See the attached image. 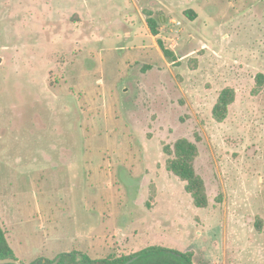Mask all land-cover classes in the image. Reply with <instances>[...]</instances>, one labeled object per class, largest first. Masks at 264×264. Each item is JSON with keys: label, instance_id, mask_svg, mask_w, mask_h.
Segmentation results:
<instances>
[{"label": "rangeland", "instance_id": "374dc122", "mask_svg": "<svg viewBox=\"0 0 264 264\" xmlns=\"http://www.w3.org/2000/svg\"><path fill=\"white\" fill-rule=\"evenodd\" d=\"M171 3L0 0V227L23 263L128 252L120 240L133 215L163 217L178 238L174 217L188 213L197 230L218 227L214 259L190 230L183 250L196 251L195 264H264V0H213L216 11L195 24ZM149 12L156 40L143 23ZM159 39L176 43L175 60ZM132 73L145 89L135 109L122 90ZM226 91L234 102L219 122ZM183 138L197 143L209 207L181 208L176 181L172 205L132 204L142 176L168 189L163 145Z\"/></svg>", "mask_w": 264, "mask_h": 264}, {"label": "crops", "instance_id": "0c3cea01", "mask_svg": "<svg viewBox=\"0 0 264 264\" xmlns=\"http://www.w3.org/2000/svg\"><path fill=\"white\" fill-rule=\"evenodd\" d=\"M171 7H172V11L174 10L175 12L181 10L182 13L184 11H188L191 10L193 11L196 15L197 18L194 21H191L193 24H195L199 19H201V15L204 13L205 8H209V14L210 13H214V11H216L215 6L213 5V0H171ZM162 3V2H161ZM161 7H165L163 4L160 5ZM166 8V7H165ZM167 9V8H166ZM169 12V11H168ZM170 13V12H169ZM168 13V14H169ZM139 16V15H138ZM189 18V17H188ZM140 20V17H139ZM144 25L146 26V28L148 29V25L143 21ZM128 28L129 32H126L125 30ZM123 29L125 31V33L127 34V36L131 37L133 34V30L131 28V26H128L127 24H123ZM149 30V29H148ZM153 40L159 36H153L151 35ZM157 43V41H156ZM154 43L153 46L155 48V46H157V44ZM70 156V155H69ZM69 159H71V157H69ZM164 169L165 172L167 173V177L170 179L169 181V187L167 189L168 183H164L162 181H159V179H152L147 180L145 179V177H141V181H134V184H132V186L134 187V189H137V192L140 194V196L136 199V200H132L130 199V202L134 205H140L142 207H146L148 210L151 211H155L156 208L160 205L161 207H165L166 205H168L170 203V205H172L176 200H174V197H177L178 195V190H174V188H172L171 185H173L172 183L179 182L184 190L183 194H180V202L178 203L180 205L181 208H185V206H187L186 210L190 209V206L186 205L187 202H190L193 205V201L190 197L189 194L186 193L185 191V184L182 183L181 181H179L174 175H172L171 173H169L166 168H165V162H164ZM147 181V182H146ZM163 184V185H162ZM176 185V184H174ZM180 186V187H181ZM154 187L155 189V199L154 201H150V195L152 192V188ZM165 187V189H164ZM175 187V186H173ZM177 187V186H176ZM143 188H147V194H143ZM90 195V194H89ZM91 196V195H90ZM88 196V197H90ZM146 196V197H145ZM167 196H169L170 198H167ZM98 203V202H97ZM124 203L121 204V211L124 209ZM115 206V205H114ZM174 206H177V202ZM104 208V206H102ZM110 208H112V206H110ZM195 208V206H194ZM196 210L199 211H204L205 209H197ZM87 211L89 213L88 216L93 217V214H91V212L93 211L92 209L88 208L87 206ZM130 214V213H129ZM138 214V212L136 213ZM133 215V214H131ZM151 220H147L142 218V217H138V219L135 218V216L133 215L132 218V224L134 225V231L132 233H129L127 236H133L135 239H137L139 241L138 246L140 248H150V247H162V248H166V249H172L175 251H179L181 253H193L194 257H195V253L196 251H192L189 249V245L188 246V252L187 250H183V248L186 245V242L189 240L191 236L190 234V230H196L194 233L196 235V239L194 241H192L193 245H196L197 243L200 242L199 248L203 250V253L206 257H211V259L215 258V254L218 251V245L216 244V238L218 239V227L215 226H210L209 223H206V221H201V227H209L210 230H206L205 232L202 230H197L195 229L196 223L199 224L198 222L195 221V223H191L190 222V218L188 217V213L186 215H182L181 217H177L175 218L174 216V223L176 225L177 228H180L179 231H177V236L178 238L174 237V235L172 234V227L173 225H168L166 223H164L162 221L163 217H156L153 215V213H151ZM130 217L127 216L125 217L123 220L127 221ZM196 220L199 221L198 217H195ZM200 225V224H199ZM90 229L93 230V226H90ZM141 230H146L148 232H142ZM160 231V232H158ZM185 231V233L187 234H182V232ZM207 235L210 237L208 238ZM178 241L177 243L175 242ZM191 244V243H190ZM178 248V249H176ZM194 263V261H193ZM195 264V263H194Z\"/></svg>", "mask_w": 264, "mask_h": 264}, {"label": "trees", "instance_id": "16d2710c", "mask_svg": "<svg viewBox=\"0 0 264 264\" xmlns=\"http://www.w3.org/2000/svg\"><path fill=\"white\" fill-rule=\"evenodd\" d=\"M185 15L189 17L191 21L196 20L197 15L188 10ZM146 23L153 36H159L161 26L158 20L154 17L153 13L146 14ZM158 45L167 59L175 60L174 53L168 49L164 41L158 40ZM264 77L260 75L257 83L262 86ZM234 102L233 95L228 96V91L224 92L221 96L217 107L214 109L215 120L221 122L226 118L228 107ZM199 154L197 143H194L188 139H179L173 145H163V155L165 159L166 170L174 175L179 181L185 184V191L190 195L193 205L197 209H206L209 207V195L206 188L204 179L197 174L195 163ZM155 199V189L152 188L150 195V201ZM17 259L14 249L11 247L5 233L0 227V259ZM193 253L183 254L178 251L166 250L161 248H150L144 252L137 264H194ZM63 262H68V257H64ZM123 261L122 263H124ZM35 261L31 264H37ZM50 264L51 261H48Z\"/></svg>", "mask_w": 264, "mask_h": 264}, {"label": "flooded vegetation", "instance_id": "af4514ba", "mask_svg": "<svg viewBox=\"0 0 264 264\" xmlns=\"http://www.w3.org/2000/svg\"><path fill=\"white\" fill-rule=\"evenodd\" d=\"M139 80H140L139 76L135 75V73H132V75L127 79L125 83L126 86L122 87L123 92L127 94L124 100L127 102V104H130L129 106L131 107V109L139 108L137 105H135V100L137 99L138 96H143L145 94L144 91L145 89L138 82ZM123 240H125L124 242L128 243V250H129L128 252L126 251L122 253L121 250H110V249L102 250L101 253L95 252L94 251L95 249H89L91 251H87L86 253L77 252V251L66 252V253L58 254V257L55 260L51 261L50 264H54L56 261H58L57 264H137L136 262L140 259V256L144 252L148 251L150 248L166 249L162 247H150V248L142 249L138 246L139 241L135 239L133 236L132 237L127 236L126 239H121L120 240L121 244L123 243ZM91 246L92 245L90 244V247ZM166 250H172V249H166ZM99 254H101V256H98ZM64 257H68V262L62 263ZM48 261L43 259L42 262L37 264H49ZM123 261L125 262L122 263Z\"/></svg>", "mask_w": 264, "mask_h": 264}, {"label": "water", "instance_id": "95a60500", "mask_svg": "<svg viewBox=\"0 0 264 264\" xmlns=\"http://www.w3.org/2000/svg\"><path fill=\"white\" fill-rule=\"evenodd\" d=\"M124 93V92H123ZM58 261H56L54 264H57ZM0 264H25L19 259H0Z\"/></svg>", "mask_w": 264, "mask_h": 264}, {"label": "built area", "instance_id": "2783aa9c", "mask_svg": "<svg viewBox=\"0 0 264 264\" xmlns=\"http://www.w3.org/2000/svg\"><path fill=\"white\" fill-rule=\"evenodd\" d=\"M176 46H177L176 43H173V45L170 46V49H171V50H174V48H176Z\"/></svg>", "mask_w": 264, "mask_h": 264}]
</instances>
